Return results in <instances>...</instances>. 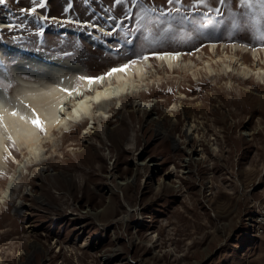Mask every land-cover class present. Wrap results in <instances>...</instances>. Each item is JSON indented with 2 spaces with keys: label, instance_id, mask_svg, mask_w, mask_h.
Returning <instances> with one entry per match:
<instances>
[{
  "label": "rangeland",
  "instance_id": "obj_1",
  "mask_svg": "<svg viewBox=\"0 0 264 264\" xmlns=\"http://www.w3.org/2000/svg\"><path fill=\"white\" fill-rule=\"evenodd\" d=\"M38 2L0 5V54L6 44L42 51L94 76L138 55L151 65L134 96L122 95L92 128L85 118L56 131L55 147H41L44 160L29 165L17 146L16 162L1 160L0 264H264V230L254 224L264 209V64L252 55L264 46L258 7L45 0L35 13L20 11ZM67 25L76 32H60ZM231 43L237 61H222ZM160 50L180 51V69L156 61ZM15 62L0 55V86L9 91ZM83 147L89 163L70 159Z\"/></svg>",
  "mask_w": 264,
  "mask_h": 264
},
{
  "label": "bare ground",
  "instance_id": "obj_2",
  "mask_svg": "<svg viewBox=\"0 0 264 264\" xmlns=\"http://www.w3.org/2000/svg\"><path fill=\"white\" fill-rule=\"evenodd\" d=\"M49 19L81 26L89 27L91 25L92 29H100L107 35L113 33H110L111 28L105 29L98 23H93L87 19L78 20L71 17L57 16H50ZM8 25L3 24L1 28L8 27ZM60 32L74 34L76 30L67 25L63 27ZM86 41L95 42L91 37H86ZM235 46V43H231L229 46L230 50L234 52L232 55L224 54V57L220 56L221 58L219 59L222 61L226 60L229 63L233 60L237 61V57L234 54L239 48ZM3 47L4 50L1 49L0 54L1 61H5L6 56H15L16 62L10 67L9 72L10 79L14 83L12 89L9 91L0 86V113L3 114L4 124L8 126L7 129L0 126V174L5 172L4 167L1 165V160H4L6 164H13V162L17 161L15 148L12 147V142L7 139L9 133L15 141V146L19 148L20 154L22 153V155L29 160V165L37 161H42L44 158L40 153L41 147L45 142L51 143L52 146L55 147L56 144L51 141H53V135L56 131L61 132L63 130L62 127L64 129L68 128L80 121H84L85 118L91 121L92 125L89 127L92 128L94 119L100 121L102 115L105 116L107 114V108L115 101H117V103L120 102V97L122 95L132 93L131 95L134 96L135 92H133V90L136 89L135 87L144 79V68L146 64L151 65L150 58L147 60L141 58L125 72H117L111 76L104 75L111 68L119 67L128 62L122 61L120 63H115L109 66L105 71L95 75L104 76L102 82L93 83L90 88L86 81L80 82L81 86L79 93H74L69 96L67 93L60 91V89L74 88L77 84V77L79 76H95L80 71L73 61L60 56H54L42 51L34 52L27 48H16L12 44H6ZM225 47L227 48V46ZM260 49L261 50H252V55L256 60L260 59L264 64V58L260 57L264 54V46L260 47ZM215 50V44L211 43L209 45V52H216ZM166 52L179 53L180 55L175 59L171 57L160 58V56H152L156 61L162 63L166 69L168 68L171 71H174L178 66L181 67L180 62L183 58L180 51H155V53L161 56ZM245 56L246 55L243 53L240 58L245 59ZM211 60L212 59H210V61ZM188 68L191 69V66ZM244 71L245 70H243V72ZM243 80L245 81V79ZM32 109H35L40 118L45 122L46 134L35 129L27 120L20 119L21 116L31 118ZM13 110H16L19 115L12 116L11 112ZM191 126L192 125H190V127ZM190 127L188 128L190 129ZM156 130L158 133L163 132L159 127H157ZM67 131L69 130H63L62 134ZM85 132H91V130L88 129ZM106 136H109L108 132H106ZM137 142L138 140H135L134 145H136ZM5 146H7V148ZM86 148L87 147H83L81 150H75L70 159H77L85 162V164L89 163L90 159L87 158L85 153ZM8 153H11V155H8ZM6 156L10 162L5 158ZM4 186L5 189L2 190L4 193L3 195L7 194V189L10 188V182L6 183V185L4 184ZM32 246L34 248L39 247L38 244H33Z\"/></svg>",
  "mask_w": 264,
  "mask_h": 264
},
{
  "label": "snow or ice",
  "instance_id": "obj_3",
  "mask_svg": "<svg viewBox=\"0 0 264 264\" xmlns=\"http://www.w3.org/2000/svg\"><path fill=\"white\" fill-rule=\"evenodd\" d=\"M8 2V0H0V5H6ZM133 2H135V0H133ZM167 2L169 4L173 3V0H167ZM177 2H179V0H177ZM197 3L199 4H204L205 0H196ZM219 2L221 4L224 3V0H219ZM241 4L244 5L245 8L249 9V10H254L258 7V10L260 12V14L262 16H264V0H255V4L253 3V0H240ZM116 3L119 4L120 0H116ZM45 7V0H39L38 3H35L33 7L29 8V9H21V12H28V13H35L37 8H44ZM69 7H71V4H69ZM193 8L195 9V5H193ZM213 9L209 8V11H212ZM152 11L154 12L155 9H152ZM175 11L179 12V9H175ZM215 11L217 13H219V9H215ZM161 15H163V13H161ZM127 18V17H126ZM42 19H47V17H42ZM9 28L15 27V25L13 24H9L8 25ZM43 31V29H41V32ZM168 31H170V28H165L163 30V33H167ZM163 33H161V35H163ZM155 43V41L153 42ZM153 56H160V58L163 57H171L173 59L178 58V56L180 55L179 53H163L162 56L158 53L153 52L152 53ZM141 58L147 60L149 57L147 55H144L143 57L141 56H136V59H132L129 60L127 64H122L119 67H113L111 68L107 73H105L104 75L106 76H111L114 73L117 72H125L127 71V69L129 67H131L132 65H135ZM104 79V76H95V77H91V76H79L77 77V84L74 88L72 89H67V88H61L60 91L67 93L69 96L73 95L74 93H79V89L81 86L80 82H87L89 88L91 87V85L93 83H99L102 82ZM8 87H10L11 85H7ZM12 116H18L19 113L16 110H13L11 112ZM20 119L22 120H27L28 122L31 123V125L37 129L40 132H43L46 134V127H45V122L40 118L39 114L36 112L35 109H32V116L31 118L29 117H24L21 116ZM0 126H3L5 129H7V125L4 124V118H3V114L0 113ZM7 139L9 141L12 142V147H15V141L13 140L11 134L9 133L7 136ZM7 148V146H5ZM8 155H11V153H8ZM6 159L8 158L7 156L5 157Z\"/></svg>",
  "mask_w": 264,
  "mask_h": 264
},
{
  "label": "built area",
  "instance_id": "obj_4",
  "mask_svg": "<svg viewBox=\"0 0 264 264\" xmlns=\"http://www.w3.org/2000/svg\"><path fill=\"white\" fill-rule=\"evenodd\" d=\"M257 220H255V228L257 232H263L264 230V209L257 214Z\"/></svg>",
  "mask_w": 264,
  "mask_h": 264
}]
</instances>
